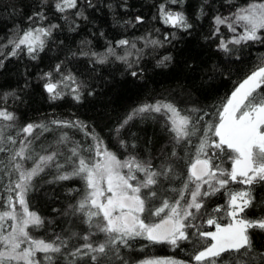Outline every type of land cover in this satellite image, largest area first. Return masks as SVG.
<instances>
[{"label":"trees","instance_id":"obj_1","mask_svg":"<svg viewBox=\"0 0 264 264\" xmlns=\"http://www.w3.org/2000/svg\"><path fill=\"white\" fill-rule=\"evenodd\" d=\"M58 2L60 0H0V109H6L15 117L12 122L0 120V148L5 149L0 152V205L6 204L9 196L13 201L16 198L15 191L7 189L14 188L18 180V173L12 167L14 162L9 159L19 149V140L23 138L17 135L18 129L27 124L46 125L47 130H35L38 138L30 146L31 155L34 160L39 155L57 151L60 155L55 163L63 168L58 170L53 165L33 177L26 201L29 210L43 223L39 227L30 226L29 231L37 239L55 241L59 236L67 243L61 253L53 254L51 264H96L90 256L73 258L69 255L85 243V235H89L88 242L94 246L105 239L94 224L90 227L85 222L82 214L71 212L70 205L76 206L84 194V183L79 178L57 179L58 174L71 171L67 162L71 149L78 147L80 155L86 158L94 156L88 149L99 140L118 159L135 156L151 161L157 170L162 164H170L169 177H158L156 185L142 189L140 194L153 209L166 199L175 203L187 179L188 168L196 160L203 129L208 123L218 122L216 113L226 103L225 97L230 96L252 71L264 66V42L229 45L232 50L224 52L217 47L220 39H231L234 33L222 25L219 35L212 36L215 16H230L253 0H181L176 4L171 0H77L75 8L64 12L56 10ZM161 4L166 10L183 12L192 27L183 30L165 25L160 19ZM137 17H141L142 22L138 23ZM38 27L50 29V35L41 37L44 47L34 59L23 46L17 55H8L13 47L10 39ZM242 31L237 27L238 33ZM258 34L264 36V30ZM120 40H127L129 44L117 47ZM153 40L159 43L153 45L150 43ZM110 48L115 50L114 55L109 53ZM117 57H126V61ZM164 57L169 59L164 60ZM100 59L104 62H98ZM132 71H136L137 76L133 77ZM45 73L50 76L45 77ZM69 76L75 83L64 80ZM46 82L58 84L60 98H50L44 89ZM77 87L78 93H74L72 89ZM76 94L79 100L73 98ZM158 101L171 103L182 115H190L194 122L193 134L187 140L177 144L174 133L168 130L170 124L166 117L158 113L137 117L121 127L134 109ZM201 116L203 119H198ZM53 121L75 126H58ZM8 123L14 127L2 128ZM8 135L17 143L8 142L5 139ZM61 137L66 138L65 143H58ZM207 151L211 153L212 150ZM33 160L20 161L17 157V162L25 169L33 166ZM221 166L229 170L230 162L224 158ZM137 176L143 179L142 174ZM193 187L190 185L185 192L182 205L189 200ZM249 188L252 205L240 215L248 220L264 218V182L251 186L230 184L227 192ZM151 191L157 195L152 197ZM228 199L229 195L221 189L203 198L201 212L223 216L218 222L225 225L230 222L226 211L214 213L213 210L226 206ZM143 216L148 223L160 220L147 212ZM197 216L195 226L187 229L189 239L179 241L177 247L153 244L137 237L129 240L127 247L120 246L118 253L105 256L102 264H135L146 257L163 256L197 264L192 257L203 250L198 232L215 228L204 223L207 216ZM248 234L251 241L248 255H242L244 249L241 253L226 252L219 264L237 261L239 264H260L264 258V230L252 228ZM37 255L43 257L42 253Z\"/></svg>","mask_w":264,"mask_h":264},{"label":"snow or ice","instance_id":"obj_2","mask_svg":"<svg viewBox=\"0 0 264 264\" xmlns=\"http://www.w3.org/2000/svg\"><path fill=\"white\" fill-rule=\"evenodd\" d=\"M180 2L181 0H171L173 4ZM76 6L77 0H60L55 5L59 12ZM159 11L160 19L165 25L183 30L192 27L183 12L166 10L163 4L160 5ZM35 15L43 19L41 14ZM29 19L31 20L32 17ZM136 21L142 22V18L137 17ZM213 24L215 26L213 37L219 35L222 25L234 33L231 39H220L217 47L221 51L230 52L232 49L229 45L242 46L249 41L264 42V36L258 34L260 30H264V2L253 0L246 6L237 8L230 16L217 15L213 18ZM237 27L242 28L243 31L238 33ZM48 35L50 29L29 28L18 38L9 40V44L13 47L8 55H17L18 50L23 46L34 59L37 52L44 47V40L41 37ZM150 43L155 45L159 42L153 40ZM128 44L129 41L120 40L117 42V47ZM132 47L134 48L135 44H132ZM109 53L114 55L115 50L110 48ZM117 58L126 61V57ZM168 59L169 57H164V60ZM98 62L104 61L100 59ZM131 75L135 77L137 72L132 71ZM48 76L50 74L45 73V77ZM64 80L75 83L70 76L64 77ZM78 87L73 88L72 91L78 93ZM44 89L53 100L62 95L57 90L56 83L46 82ZM73 98L79 100L80 96L76 94ZM225 99L226 103L222 105V110L216 113L218 122L208 123L203 129V136L196 148L195 163L188 168L187 179L183 188L179 190V199H176L175 203H170L166 199L161 206L153 209L148 207V201L140 194L142 189H151L156 185L158 177H169V173L172 172L170 164L167 166L162 164L161 169L157 170L153 168L151 161H143L135 156H129L124 160L118 159L116 154L108 151L103 146V141L99 140L88 149L89 153L94 152V156L83 157L78 147L72 148L71 156L67 157L71 171L58 174L57 179L79 178L84 183V194L76 206L70 205L71 212L82 214L85 222L90 227L94 224L96 230L104 234L105 239L94 246L88 242L89 235H85L83 237L85 243L69 255L73 258L90 256L96 264H102L105 256L113 252L118 253L120 246L127 247L128 241L137 237L153 244L166 243L177 247L179 241L189 239L187 229L195 226L197 214L201 217L207 216L204 223L215 226V231L198 232V236L202 238L199 243L203 250L196 252L192 257L197 264H219L223 253H241L242 249L245 250L242 255H248L247 250L251 247L248 230L252 228L264 230V218L248 220L240 215L252 205L250 188L234 192H227V189L230 184L251 186L264 182V66L252 71ZM152 113L166 117L170 123L168 130L174 133L177 144L193 134L194 122L190 115H182L173 104L162 101L134 109L121 127L137 117L144 118ZM0 120L12 122L15 117L6 109H0ZM52 123L64 127L75 126L63 121ZM12 127L14 125L11 123L2 126L4 129ZM36 129L47 130V126L27 124L18 129L17 135H23V138L19 140V149L9 157L10 161L14 162L12 167L14 172L18 173V180L14 182V188L9 186L7 189L9 192L15 191V201L9 196L6 204L0 205V264H43L44 261L51 264L54 259L53 254H59L62 248H67V243L59 236L55 241H46L35 238L29 231L30 226L39 227L43 223L35 212L29 210L26 201V193L33 177L53 165L58 170L63 168V165L55 163L56 157L60 155L57 151L39 155L33 160L30 146L38 138L35 135ZM5 139L12 144L17 143L12 135H8ZM65 139L61 137L58 143H65ZM208 149L212 150L211 153L207 151ZM3 151L5 149L0 148V152ZM173 155L175 156L176 153L173 152ZM202 156L204 158H201ZM17 157L20 161L33 160V166L25 169L22 163L17 162ZM224 158L230 162V170L221 166ZM216 160H220V163H214ZM137 174H142L143 179H138ZM190 185H194L191 189V199L182 205L181 202L185 200V192L189 190ZM204 185H207V188L201 191ZM221 189L226 191L229 199L226 206H217L213 212L226 211L230 222L225 225L218 222L224 218L223 216L216 217L206 211L201 212L204 208L203 198L215 195ZM150 195L155 197L157 193L151 191ZM16 204L19 205V210ZM191 209H195V212ZM146 212L149 216L160 217L159 222H146L143 216ZM161 213L164 215L161 216ZM8 221L11 223L9 224ZM208 240L211 242L208 243ZM37 253H42L43 257H38ZM142 264H186V262L164 259L144 261ZM260 264H264V258L261 259Z\"/></svg>","mask_w":264,"mask_h":264},{"label":"rangeland","instance_id":"obj_3","mask_svg":"<svg viewBox=\"0 0 264 264\" xmlns=\"http://www.w3.org/2000/svg\"><path fill=\"white\" fill-rule=\"evenodd\" d=\"M170 124V123H169ZM124 160V159H123ZM195 163V162H194ZM230 168H231V164H230V167H229V170H230ZM124 171H126V169L124 170ZM207 188V185H204L203 187H202V189H201V191H203V190H205ZM240 191V190H239ZM16 199V198H15ZM191 199V193H190V195H189V200ZM198 199H200V198H198ZM15 201V200H14ZM16 208H17V210H19V205L18 204H16ZM191 211H193V212H195V209H191ZM32 212V211H31ZM8 223L10 224L11 223V221H8ZM213 231H215V228H214V230ZM169 245V244H168ZM170 246V245H169ZM22 247H23V245H22ZM164 259H173V260H177V259H175V258H171V257H146V258H143V259H141L139 262H137V263H135V264H142V262H144V261H150V260H164ZM178 261H180V260H178ZM186 264H194V263H186Z\"/></svg>","mask_w":264,"mask_h":264}]
</instances>
